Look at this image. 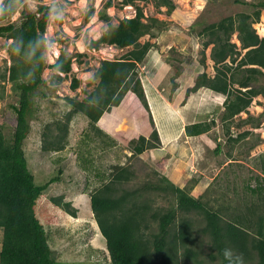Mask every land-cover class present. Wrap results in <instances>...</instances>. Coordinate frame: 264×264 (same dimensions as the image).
Returning <instances> with one entry per match:
<instances>
[{
    "label": "trees",
    "instance_id": "obj_1",
    "mask_svg": "<svg viewBox=\"0 0 264 264\" xmlns=\"http://www.w3.org/2000/svg\"><path fill=\"white\" fill-rule=\"evenodd\" d=\"M35 1H38L35 11L23 10L19 21L0 25V37L13 39L9 46L13 60L9 79L19 91V103L12 105L17 115L12 138L0 127V228L3 230L0 264H65L54 256L51 236L37 214L40 197L61 177L57 175L46 183L37 184L29 167L24 141L30 130L32 96L40 86H47L44 70L54 69L52 81L62 82L61 73L67 76L72 71V57L62 52L54 63H47L45 33L49 18L61 13L64 5L57 1L51 4ZM136 1L123 0V3L136 4ZM154 1L158 7L166 6L169 14L176 8L173 0ZM235 2L250 5L252 12L228 15L203 26L199 34L206 37L204 48L213 44L211 58L216 74L211 77L206 72L200 73L194 86L188 89V92H195L208 87L226 96L221 120L228 133L235 117L246 111L256 96H264V37L254 28L264 10V0ZM25 3L26 0H3L0 20L11 18ZM111 5L112 0H108L104 10ZM93 12L92 7L87 18ZM100 18L108 26L100 37L90 39L91 48L99 49L103 45L133 48L119 59L101 62L94 73L98 83L85 98L66 97L72 109L66 114L63 133L52 136L46 132L45 150L65 148L68 126L76 113L84 114L99 134L104 131L98 123L104 118L105 129L124 140L129 139L133 155L160 144L139 76V63L153 47L150 41L141 43L140 39L153 35L163 22L155 17L150 18V22L144 21L143 9L138 5L134 17L123 18L117 25L106 12ZM235 32H238L240 47L231 40ZM202 60L205 61V56ZM2 77L6 79L5 74ZM80 83L81 80L74 76L72 88L77 89ZM3 93L4 86L0 84V98ZM151 102L152 105L156 102L152 95ZM124 115L134 117L140 130L116 131ZM215 122L213 119L188 124L186 134L207 133ZM250 133L245 131L236 137L231 134L229 140L238 142ZM111 139L107 141L109 146L116 142ZM261 163L262 175L254 177L256 185L248 180L245 186L253 196L259 197V201L248 199L235 208L223 203L214 206L202 197H195L166 175L157 174L156 179L133 189L126 187L135 176L128 167L114 165L109 173L96 171L97 177L107 180L89 192L90 204L106 240L111 264H181L182 258L192 259L196 264L217 260H220L218 264H264V155ZM85 169L88 170V166ZM155 197L162 198L165 203L160 204ZM62 198L55 197L53 201L77 217L78 209ZM205 258L209 260L204 261Z\"/></svg>",
    "mask_w": 264,
    "mask_h": 264
},
{
    "label": "rangeland",
    "instance_id": "obj_2",
    "mask_svg": "<svg viewBox=\"0 0 264 264\" xmlns=\"http://www.w3.org/2000/svg\"><path fill=\"white\" fill-rule=\"evenodd\" d=\"M54 1L62 3L64 8L49 18L45 33L46 61L54 63L65 52L72 57V71L67 76L61 73L64 79L56 83L52 81L56 71L49 67L44 70L47 86H40L32 96L30 130L24 148L37 184L46 183L57 175L61 177L44 191L37 204V214L51 236L50 244L57 261L65 264H111L106 240L91 209L89 192L107 180L97 177L96 171L109 173L114 165H123L135 172L132 181L126 185L133 189L147 180L156 179L159 174L166 175L179 187L188 189L195 197H202L214 206L223 203L226 207L235 208L248 199L259 201V197L253 196L245 186L248 180L255 186L254 177L262 175L264 96H256L249 108L235 117L228 133L221 120L226 96L208 87L188 92L200 73L206 72L211 77L216 74L215 62L211 58L213 44L204 48L206 37L199 34L203 26L228 15L252 12L250 5L236 3L235 0H173L176 8L169 14L166 6L158 7L154 0H138L136 4L112 0V5L106 10L104 5L108 0H42L46 4ZM2 2L0 0V5ZM37 5L38 1L26 0L11 18L0 20V25L19 21L23 10L35 11ZM137 5L143 9L144 21L150 22V18L155 17L163 22L153 35L140 39L141 43L150 41L153 47L139 63V76L158 130L159 146L133 155L129 139L124 140L105 129L104 118L98 123L104 131L99 134L84 114L76 113L68 126L65 148L61 151L45 150L46 132L52 136L63 133L66 114L72 109L66 97L85 98L98 83L94 73L101 62L119 59L133 48L115 45L91 48L90 39L100 37L108 26L100 15L106 12L112 23L117 25L123 18L134 17ZM92 7L94 12L87 18ZM263 25L264 10L260 21L254 23L261 37H264ZM231 40L240 47L238 32L232 35ZM12 41L11 38L0 37V84L4 86L3 97L0 98V127L8 138H12L17 123L12 105L19 103V91L9 79L13 64L9 52ZM3 74L6 79H3ZM74 76L81 80L75 90L72 88ZM151 95L156 100L155 107ZM213 119L216 122L209 132L197 136L186 134L188 124ZM48 124L50 128H47ZM127 129L140 130L134 117L124 115L116 131ZM245 131L251 133L238 142L229 140L231 134L236 137ZM111 138L116 142L109 146L107 141ZM61 169L63 173H60ZM59 196H63L64 201H71L78 209L77 217L54 203L53 198ZM155 198L160 204L165 203L162 198ZM2 238L3 230L0 228V248ZM205 250L207 252V248ZM207 258L204 261L209 260ZM218 263L220 260L208 262ZM181 264L196 263L182 258Z\"/></svg>",
    "mask_w": 264,
    "mask_h": 264
},
{
    "label": "bare ground",
    "instance_id": "obj_3",
    "mask_svg": "<svg viewBox=\"0 0 264 264\" xmlns=\"http://www.w3.org/2000/svg\"><path fill=\"white\" fill-rule=\"evenodd\" d=\"M262 31H264V25H263V29H262Z\"/></svg>",
    "mask_w": 264,
    "mask_h": 264
}]
</instances>
